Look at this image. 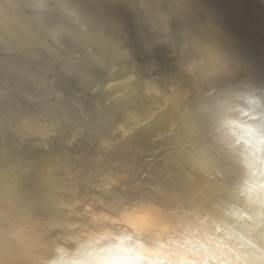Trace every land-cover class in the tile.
Here are the masks:
<instances>
[{
  "label": "clouds",
  "instance_id": "clouds-1",
  "mask_svg": "<svg viewBox=\"0 0 264 264\" xmlns=\"http://www.w3.org/2000/svg\"><path fill=\"white\" fill-rule=\"evenodd\" d=\"M0 264H264V0H0Z\"/></svg>",
  "mask_w": 264,
  "mask_h": 264
}]
</instances>
